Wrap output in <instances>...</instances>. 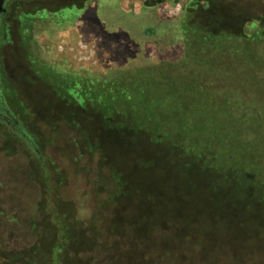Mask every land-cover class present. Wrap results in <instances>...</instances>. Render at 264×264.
Here are the masks:
<instances>
[{
	"label": "rangeland",
	"instance_id": "1",
	"mask_svg": "<svg viewBox=\"0 0 264 264\" xmlns=\"http://www.w3.org/2000/svg\"><path fill=\"white\" fill-rule=\"evenodd\" d=\"M153 1L24 0L1 17V81L16 88L44 137L43 153L37 157L30 150V139L8 136L0 127V264L7 263L9 253L35 244L40 231L49 233L41 209L40 159L48 168L55 164L66 176L61 196L68 206L79 209L77 216L85 225L115 188L132 184L136 194L117 202L125 222L127 211L129 217L135 216L144 193L160 195L169 205L172 196L182 207L198 206L201 219L211 218L217 206L227 222L236 223L233 227L240 236L255 244L256 251L246 252L249 258H236V264H264V189L239 183L225 189L218 174H193L181 164L177 151L160 142L174 133L157 130L159 134L152 133L150 141L137 147L130 137L107 136L101 116L88 104L86 109L78 107L67 89L88 83L102 93L110 80L155 69L174 85L185 84L190 74L210 79L232 91L231 106L241 113L243 128L235 142L254 162L250 168L255 173L243 175L245 181L264 180V27L248 21L246 37L228 33L214 37L206 29L239 31L246 20L264 18V0L147 4ZM96 142L101 147L92 151L90 145ZM114 168L122 179L118 182ZM180 192L186 200H179ZM115 212L110 207L98 216L107 224ZM107 238L112 242L115 236ZM224 243L216 240L210 245L215 255ZM135 244L125 243L118 253L113 246H97L80 258L90 264H146ZM203 261L200 264H210L211 255L205 253ZM192 264H198L196 259Z\"/></svg>",
	"mask_w": 264,
	"mask_h": 264
},
{
	"label": "trees",
	"instance_id": "2",
	"mask_svg": "<svg viewBox=\"0 0 264 264\" xmlns=\"http://www.w3.org/2000/svg\"><path fill=\"white\" fill-rule=\"evenodd\" d=\"M23 1L7 0V10L10 6L22 5ZM161 1L155 0L147 4L153 5ZM248 21L258 22L264 27L263 17H252L242 23L239 31H215L212 26L206 29L214 37L226 33L246 37L244 24ZM191 25L205 29L199 23ZM188 77L187 82L183 81L185 84L174 85L167 81L163 71L155 69L154 72H140L123 80L119 77L110 80L102 93L92 90L88 83L84 87L81 83L79 88L67 89L82 104L78 103V107L86 109L88 104L91 112L101 116L107 136L124 139L130 137L129 140L136 143L134 145L137 147L150 141L152 133L159 134L156 133L157 130L166 131L167 134L174 133L173 137L160 142H165V145L177 151L181 164L193 174H218L223 179L225 189L239 184L264 189L263 178L258 177L252 183L244 179V176L247 177L252 172L250 167L254 162L235 142L243 128V119L237 108L231 106L232 91L216 86L210 79H194L196 76L191 74ZM1 83L0 106L6 114L4 120L12 123L17 132L13 127L5 125L2 117L0 127L5 129L8 136L30 139V150L39 157L43 153L41 142L44 135L31 122L29 110L16 88L8 81ZM90 146L92 151H96L100 149L101 143L96 142ZM39 164L42 171L40 181L44 189L41 209L45 213L44 223L49 233L44 235L46 232L40 231L39 240L31 247L9 253L6 264H90L89 259L87 261L80 258L82 252L103 245L113 246L118 253L125 243L140 246V257H143L146 264H192L193 259L200 264L204 262L205 253L211 255L210 264H216L217 261L219 264H236V258H249L250 255L245 253L256 251L254 242L242 238L241 233L233 227L236 223L224 219V210L220 207L213 208L211 218L201 219L198 206L182 207L180 201L177 205L172 196L169 205L160 200V195L156 194L157 197H154L144 193L146 195L141 197L135 216L130 218L129 211L125 213L126 222H129L127 224L124 215L120 214L121 207L117 202H121V198L126 201L132 194H136L132 184L122 183L123 185L115 188L110 198L105 199L85 225L84 220L77 216L79 209L68 206L67 200L61 196L66 176L55 164L51 165L52 169L46 166L43 159L39 160ZM113 170L116 182L122 180L120 173L115 168ZM217 186L218 184L214 185L218 188ZM225 189L224 192L227 193L228 190ZM179 197L182 201L187 199L184 192ZM110 207L116 209V212L106 224L105 218H99L98 214ZM129 219L131 220L128 221ZM109 236H115L114 241L108 242ZM216 240L225 242L217 255L211 248Z\"/></svg>",
	"mask_w": 264,
	"mask_h": 264
},
{
	"label": "water",
	"instance_id": "3",
	"mask_svg": "<svg viewBox=\"0 0 264 264\" xmlns=\"http://www.w3.org/2000/svg\"><path fill=\"white\" fill-rule=\"evenodd\" d=\"M6 4H7V0H0V20L3 14L7 10ZM1 87H2V83H1V76H0V90H1Z\"/></svg>",
	"mask_w": 264,
	"mask_h": 264
},
{
	"label": "flooded vegetation",
	"instance_id": "4",
	"mask_svg": "<svg viewBox=\"0 0 264 264\" xmlns=\"http://www.w3.org/2000/svg\"><path fill=\"white\" fill-rule=\"evenodd\" d=\"M0 104H1V94H0ZM0 116L3 117L4 119L6 118V114L3 112V108L0 106Z\"/></svg>",
	"mask_w": 264,
	"mask_h": 264
}]
</instances>
